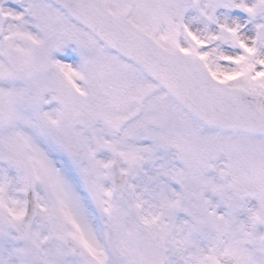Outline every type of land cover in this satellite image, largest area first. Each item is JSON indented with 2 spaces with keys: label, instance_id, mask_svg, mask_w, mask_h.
<instances>
[{
  "label": "snow or ice",
  "instance_id": "snow-or-ice-1",
  "mask_svg": "<svg viewBox=\"0 0 264 264\" xmlns=\"http://www.w3.org/2000/svg\"><path fill=\"white\" fill-rule=\"evenodd\" d=\"M0 264H264V0H0Z\"/></svg>",
  "mask_w": 264,
  "mask_h": 264
}]
</instances>
